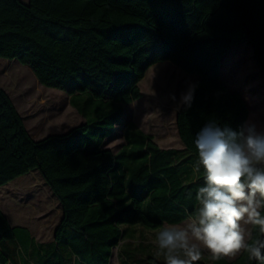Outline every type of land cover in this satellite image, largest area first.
Returning a JSON list of instances; mask_svg holds the SVG:
<instances>
[{"label":"trees","instance_id":"16d2710c","mask_svg":"<svg viewBox=\"0 0 264 264\" xmlns=\"http://www.w3.org/2000/svg\"><path fill=\"white\" fill-rule=\"evenodd\" d=\"M10 1L42 29L38 38L0 32V57L66 91L85 120L35 139L0 85V184L37 171L62 210L54 240L37 242L0 208V264H111L115 247L119 264H166L123 246L126 227L158 229L196 216L204 170L195 136L209 122L239 131L247 121L248 104L221 79L222 61L233 44L249 41L264 73V0ZM164 61L197 75L191 105L176 115L184 147L162 148L130 122L125 145L116 153L105 148L125 106L142 96L147 70ZM251 237H260L258 228ZM194 264L259 262L242 250L232 261Z\"/></svg>","mask_w":264,"mask_h":264},{"label":"rangeland","instance_id":"374dc122","mask_svg":"<svg viewBox=\"0 0 264 264\" xmlns=\"http://www.w3.org/2000/svg\"><path fill=\"white\" fill-rule=\"evenodd\" d=\"M6 0H0V29L18 30L29 34L35 31L34 25L23 23L17 28V23L22 20L16 16ZM16 6V5H14ZM17 7V6H16ZM0 85L6 87L13 102L21 115H24L26 127L35 139H42L50 134L65 133L72 127L84 122L85 118L70 104L69 94L58 88L47 87L38 82L29 65L22 64L17 59L1 58ZM196 74L188 73L170 61H164L151 66L144 78L139 82L142 92L141 98L127 105V115L118 124L115 133L110 136L107 146L117 152L125 143L122 135L124 119L133 120L145 132L155 135L157 143L162 147L183 146L176 124V115L182 104L181 94L186 92L196 80ZM221 79L230 87L242 92L250 104L251 114L248 121L254 122L258 128L264 129V75L259 69L254 47L249 41L233 44L222 63ZM12 94V95H11ZM175 96V100L172 97ZM29 99V100H28ZM116 134V135H115ZM115 135V136H114ZM10 196H24V200L33 199L34 204L43 212L51 210L55 217L53 226L48 231L35 234L41 240L52 238V230L57 222L58 203L53 197L49 187L45 185L41 175L35 171L0 184V202L10 203L12 209L10 218L24 225L32 219L29 211L17 207V200H6ZM19 198V197H18ZM46 198L47 202H46ZM20 205V204H19ZM43 223H47L44 221ZM252 225L242 222L246 240ZM201 260H208L211 253L201 249ZM239 254V253H238ZM236 254L235 256H237ZM118 248L113 250L111 264H118ZM234 256V257H235ZM232 258V257H231Z\"/></svg>","mask_w":264,"mask_h":264},{"label":"clouds","instance_id":"9594fccd","mask_svg":"<svg viewBox=\"0 0 264 264\" xmlns=\"http://www.w3.org/2000/svg\"><path fill=\"white\" fill-rule=\"evenodd\" d=\"M194 86L181 94L190 106ZM175 100V96L172 97ZM198 163L204 170L194 219L163 227L156 234L166 264H194L207 249L213 260L242 250L264 264V129L246 121L239 131L209 122L195 136ZM242 222L258 228L260 237L246 242Z\"/></svg>","mask_w":264,"mask_h":264},{"label":"crops","instance_id":"0c3cea01","mask_svg":"<svg viewBox=\"0 0 264 264\" xmlns=\"http://www.w3.org/2000/svg\"><path fill=\"white\" fill-rule=\"evenodd\" d=\"M22 2L24 3H28V0H21ZM7 3L11 4V1L10 0H6ZM14 13V16L20 18L22 20L21 24L20 23H17L19 25H17V28H20V26L23 24V23H28L30 22V24H33L34 25V28H35V31L31 32V31H26L28 33H30L31 35L30 36H33V37H36L38 38L41 34V29H42V25L40 22L36 21L35 19H33L32 17H30L24 10L20 9L19 7H16L14 5H12V7H10ZM2 26L0 25V28ZM8 30H12V29H8ZM2 31H6V30H3V29H0V32ZM18 31V30H17ZM21 32V31H20ZM26 34V33H25ZM29 35V34H28ZM225 59V57H224ZM223 59V61H224ZM222 61V63H223ZM0 63L3 65L4 62L2 60H0ZM258 65V64H257ZM259 67V66H258ZM260 69V68H259ZM261 70V69H260ZM262 72V71H261ZM263 73V72H262ZM264 75V73H263ZM197 76V75H196ZM197 79V77H196ZM38 80V79H37ZM222 81L224 82V84L232 91V92H237L239 94L242 95V97L244 98V100L246 101V103L248 104V107H249V116H248V119L247 121L249 120L250 118V114H251V108H250V104L248 103L247 99L244 97V95L242 94V92L236 88H232L230 87L223 79ZM39 82V81H38ZM195 82V81H194ZM40 83V82H39ZM41 84V83H40ZM194 84V83H193ZM193 86V85H192ZM9 93H11V91H9L6 87H4ZM12 95V94H11ZM143 97V96H141ZM140 97V98H141ZM13 95H12V100L13 99ZM29 100V99H28ZM16 104V102H15ZM17 105V104H16ZM181 107V106H180ZM180 109V108H179ZM21 111V110H19ZM21 113V112H20ZM127 115V105L125 106V117ZM23 118H24V121H25V116L22 115ZM124 121H126L125 123L123 122L122 125H123V132H122V135L124 137V131H125V128L127 127V125L130 123V122H134L133 120H127L126 118L124 119ZM135 123V122H134ZM136 124V123H135ZM137 125V124H136ZM118 126V125H117ZM138 126V125H137ZM28 128V127H27ZM140 128V127H139ZM142 129V128H140ZM29 130V129H28ZM144 131V130H143ZM29 132H31L29 130ZM145 132V131H144ZM148 133V132H146ZM148 134H151L153 135L154 137V141L157 143V140L155 138V135L152 134V133H148ZM32 135V134H31ZM116 135V134H115ZM114 135V136H115ZM125 139V138H124ZM126 143V141H125ZM125 143L123 144V146L125 145ZM107 141H105L104 143V147L105 148H109L107 145ZM158 144V143H157ZM183 144V143H182ZM159 145V144H158ZM122 146V147H123ZM160 146V145H159ZM121 147V148H122ZM162 147V146H160ZM184 146H180V147H176V149H182ZM120 148V149H121ZM162 148H175V147H162ZM110 149V148H109ZM119 149V150H120ZM112 150V149H111ZM118 150V151H119ZM113 151V150H112ZM117 151V152H118ZM115 152V151H113ZM116 153V152H115ZM184 166V165H183ZM35 171H32L30 172L33 173ZM44 181V180H43ZM45 183V182H44ZM46 185V184H45ZM51 191V190H50ZM52 193V192H51ZM53 195V194H52ZM11 198L7 199L6 200H9L11 202L14 201V200H17V202H19V204H17L16 206L17 207H21V210H23L24 212L25 211H29L31 213V216H32V219L29 221V223H24V225H19L18 222L12 220L10 218V211L12 209V206L10 203H4V200L3 202H0V208L2 210V212L4 213V215L7 217L10 225L12 227H24V228H27L29 230V232L31 233L32 237L37 241V242H50V241H53L54 240V234H55V231L60 223V220H61V217H62V210H61V207H60V204L58 202V200L56 199V197L53 195V197H55V199L57 200V205H58V210H57V222L54 224V227H53V230H52V238L49 239V240H41L39 239L38 237L35 236L36 233H40V232H45V231H48L50 229V227L53 226V223L55 221V217L52 216V213H51V210L47 211V212H43L42 210H40L38 208L39 205H36L34 204V202H36L35 200L33 199H27L25 201L24 200V196H10ZM19 197V198H18ZM47 199L46 198V202H47ZM37 203V202H36ZM195 217H189L187 218L186 220H184L183 222L181 223H178V224H168V223H165L163 226H161L160 228L158 229H149V228H144L142 226H130V227H126V235H125V238L124 240L122 241L123 243H125L123 246H125L126 244H131L132 245V248H133V251L134 253H137V255H142V257L146 256V255H155L157 257H159L160 259H165L164 257V254H163V251L160 250L158 248V245L156 243V234L158 233V231H160L163 227L165 226H170V225H180V226H183L185 225L188 221L194 219ZM44 221H46L47 223H43ZM251 229H252V226H251ZM251 233V231H250ZM248 240V239H247ZM246 240V242H247ZM242 252V251H241ZM240 252V253H241ZM239 253V254H240ZM239 254L235 257H225L228 261H232L234 259H236ZM113 257V256H112ZM210 256H208V258H210ZM117 258H118V264H119V261H120V254L118 252V255H117ZM112 260V259H111Z\"/></svg>","mask_w":264,"mask_h":264}]
</instances>
